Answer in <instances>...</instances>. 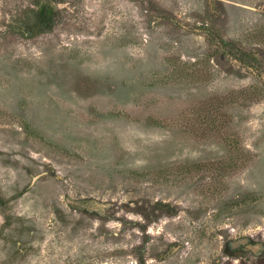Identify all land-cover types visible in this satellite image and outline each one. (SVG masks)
<instances>
[{
  "label": "rangeland",
  "instance_id": "rangeland-1",
  "mask_svg": "<svg viewBox=\"0 0 264 264\" xmlns=\"http://www.w3.org/2000/svg\"><path fill=\"white\" fill-rule=\"evenodd\" d=\"M0 264H264V0H0Z\"/></svg>",
  "mask_w": 264,
  "mask_h": 264
},
{
  "label": "trees",
  "instance_id": "trees-1",
  "mask_svg": "<svg viewBox=\"0 0 264 264\" xmlns=\"http://www.w3.org/2000/svg\"><path fill=\"white\" fill-rule=\"evenodd\" d=\"M34 12L36 11L33 10L29 12L26 16L27 22L32 31L36 32V30H40V29L43 30L44 28L48 29L54 26L53 25L54 21L48 18L47 15H44V17H42V15H40L39 12H36V13ZM48 24H51V25H48ZM210 39L212 42L213 41L217 42L219 46H221V48L224 50V53H225L224 55L232 57L235 60L241 62L242 64H247V65L252 64V63H249V62H253L250 54H248L247 52L241 51L240 49H234L235 47L232 43H230L229 41H227L225 38L218 35L217 33H212L210 36ZM256 97H257L256 92H254L253 90L246 89L239 93H234V94H230L223 98H218L216 99V104L217 106L224 108L231 104L237 103L239 100H241V98L243 100H254V98ZM219 117L222 120L219 125H217L215 122L205 125L204 132L198 133V135L205 136L212 132H217L221 134L223 129L226 128L230 124V121L227 120V116L224 114H219ZM229 164L230 162L206 163V164L197 165L194 167L200 170L201 169L212 170L213 168H219L221 169L220 171H223V170H227V168H231V166L225 167Z\"/></svg>",
  "mask_w": 264,
  "mask_h": 264
},
{
  "label": "water",
  "instance_id": "water-1",
  "mask_svg": "<svg viewBox=\"0 0 264 264\" xmlns=\"http://www.w3.org/2000/svg\"><path fill=\"white\" fill-rule=\"evenodd\" d=\"M68 202H69L70 204H72V205H75V206H81V205L79 204V202H75V201H71V200H68Z\"/></svg>",
  "mask_w": 264,
  "mask_h": 264
},
{
  "label": "flooded vegetation",
  "instance_id": "flooded-vegetation-1",
  "mask_svg": "<svg viewBox=\"0 0 264 264\" xmlns=\"http://www.w3.org/2000/svg\"><path fill=\"white\" fill-rule=\"evenodd\" d=\"M79 204L82 205V203H79ZM240 243L245 244L244 240L240 241ZM237 244H239V242ZM237 244H235V245H237ZM248 248H251V247L249 246Z\"/></svg>",
  "mask_w": 264,
  "mask_h": 264
}]
</instances>
